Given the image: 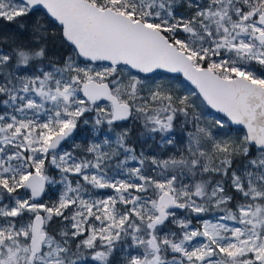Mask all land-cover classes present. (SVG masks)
I'll return each instance as SVG.
<instances>
[{"label":"snow or ice","instance_id":"obj_1","mask_svg":"<svg viewBox=\"0 0 264 264\" xmlns=\"http://www.w3.org/2000/svg\"><path fill=\"white\" fill-rule=\"evenodd\" d=\"M0 21V264H264V0Z\"/></svg>","mask_w":264,"mask_h":264},{"label":"rangeland","instance_id":"obj_2","mask_svg":"<svg viewBox=\"0 0 264 264\" xmlns=\"http://www.w3.org/2000/svg\"><path fill=\"white\" fill-rule=\"evenodd\" d=\"M171 76H172V74L161 73L156 78L160 79L161 77H163L164 79H168ZM181 80H183V78L181 76H179L177 82L179 83V81H181ZM207 111H208L209 117L223 118L224 120H227L226 118H224L223 116L217 114L216 112H214L210 108H208ZM232 129H233V131H232V135L233 136L242 135L243 134V129H236V128H233V127H232Z\"/></svg>","mask_w":264,"mask_h":264},{"label":"water","instance_id":"obj_3","mask_svg":"<svg viewBox=\"0 0 264 264\" xmlns=\"http://www.w3.org/2000/svg\"><path fill=\"white\" fill-rule=\"evenodd\" d=\"M162 73H164V72H162ZM168 74V73H167ZM173 75V74H172ZM182 77V76H181ZM183 78V77H182ZM184 79V78H183ZM191 87H194V86H191ZM211 110H213V109H211ZM214 112H216L215 110H213ZM217 113V112H216ZM217 114H219V115H221V116H223L224 118H226L225 116H224V114H222V113H217ZM227 119V118H226ZM233 128H236V129H243V126H240V125H231Z\"/></svg>","mask_w":264,"mask_h":264},{"label":"trees","instance_id":"obj_4","mask_svg":"<svg viewBox=\"0 0 264 264\" xmlns=\"http://www.w3.org/2000/svg\"><path fill=\"white\" fill-rule=\"evenodd\" d=\"M77 142H78V143H82V141H81L79 138L77 139ZM53 198H54V197H53Z\"/></svg>","mask_w":264,"mask_h":264},{"label":"flooded vegetation","instance_id":"obj_5","mask_svg":"<svg viewBox=\"0 0 264 264\" xmlns=\"http://www.w3.org/2000/svg\"><path fill=\"white\" fill-rule=\"evenodd\" d=\"M4 22L3 21H0V24H3Z\"/></svg>","mask_w":264,"mask_h":264}]
</instances>
